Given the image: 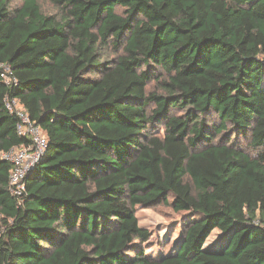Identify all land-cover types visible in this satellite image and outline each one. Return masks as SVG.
<instances>
[{
    "label": "trees",
    "instance_id": "1",
    "mask_svg": "<svg viewBox=\"0 0 264 264\" xmlns=\"http://www.w3.org/2000/svg\"><path fill=\"white\" fill-rule=\"evenodd\" d=\"M15 1L0 0V264H264V0H47L61 16ZM7 98L48 140L21 200L1 154L30 140ZM160 205L188 220L154 255L136 209Z\"/></svg>",
    "mask_w": 264,
    "mask_h": 264
},
{
    "label": "rangeland",
    "instance_id": "2",
    "mask_svg": "<svg viewBox=\"0 0 264 264\" xmlns=\"http://www.w3.org/2000/svg\"><path fill=\"white\" fill-rule=\"evenodd\" d=\"M44 13L49 15L61 16L62 12L53 7L47 0H39ZM15 6L21 5V0H16ZM107 57L110 59L115 58L116 55L113 50L107 52ZM149 92H155L159 95H163L164 92L161 85L156 80L152 82L149 87ZM156 109L155 105H150L149 112L153 113ZM173 114H178L174 111ZM158 133L164 134V127H158ZM248 142H243L246 146ZM171 202V201H170ZM137 217L141 228V235L146 241L147 252H152L154 255L166 254L170 251L172 245L176 241L181 232V228L185 224V213H177L171 205H160L151 209L143 207H137ZM217 232L213 234L209 242H213Z\"/></svg>",
    "mask_w": 264,
    "mask_h": 264
},
{
    "label": "built area",
    "instance_id": "3",
    "mask_svg": "<svg viewBox=\"0 0 264 264\" xmlns=\"http://www.w3.org/2000/svg\"><path fill=\"white\" fill-rule=\"evenodd\" d=\"M7 71L11 73L9 68ZM3 78L6 82L12 81L9 75H4ZM6 105L18 118L19 135L30 140L29 145L1 154V158L9 161L13 167L9 176V190L14 197L21 200L26 192V177L44 155L48 140L42 128L31 119L19 100L7 98Z\"/></svg>",
    "mask_w": 264,
    "mask_h": 264
}]
</instances>
